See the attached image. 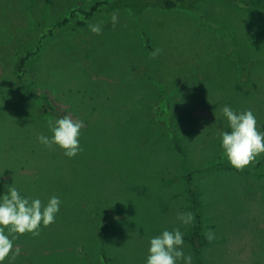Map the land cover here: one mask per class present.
Instances as JSON below:
<instances>
[{"label":"rangeland","instance_id":"rangeland-1","mask_svg":"<svg viewBox=\"0 0 264 264\" xmlns=\"http://www.w3.org/2000/svg\"><path fill=\"white\" fill-rule=\"evenodd\" d=\"M5 80L0 193L36 182L29 194L63 204L3 264H145L165 227L185 232L194 264H264V153L238 171L218 139L224 104L264 126V0H0ZM66 114L85 124L71 159L37 141ZM190 191L215 234L204 245L176 219Z\"/></svg>","mask_w":264,"mask_h":264},{"label":"clouds","instance_id":"clouds-1","mask_svg":"<svg viewBox=\"0 0 264 264\" xmlns=\"http://www.w3.org/2000/svg\"><path fill=\"white\" fill-rule=\"evenodd\" d=\"M111 22L115 25L118 17L114 14ZM89 30L101 35V24H89ZM162 49H155L152 56L161 54ZM228 130H220L218 134L221 155L228 164L238 171L252 164L264 153V126L258 123L257 116L249 109L237 110L224 104L220 108ZM83 120L73 119L71 115H63L48 121L50 135L40 134L37 141L45 148L58 147L69 159L76 157L81 151V130ZM2 177V176H0ZM5 191L0 193V264L12 252L18 236L26 233L39 236L42 227L46 228L56 222L63 204L57 195L42 201L39 197L24 195L13 181L4 184ZM180 226H190L195 220L191 211L177 213ZM205 238L212 242L215 234L211 230L205 232ZM19 252L14 253L18 255ZM145 264H194L191 253L185 251V232L181 227L169 230L163 228L159 234L148 239Z\"/></svg>","mask_w":264,"mask_h":264},{"label":"trees","instance_id":"trees-1","mask_svg":"<svg viewBox=\"0 0 264 264\" xmlns=\"http://www.w3.org/2000/svg\"><path fill=\"white\" fill-rule=\"evenodd\" d=\"M179 1H183V0H179ZM246 5V3H244V2H241L240 3V8H242L243 6H245ZM176 6H177V3H175V2H173V1H166L164 4H163V8H165V9H173V8H176ZM97 7L98 6H94L92 9H91V12H88V13H86L87 14V16H89V15H91L93 12H95L96 10H97ZM65 23L67 22V20L66 21H64ZM81 25H82V23H80ZM143 36L145 37V35L143 34ZM38 50H36V51H34L32 54H28L25 58H23L22 60H21V62H20V70L23 68V66H24V64H25V62L30 58V57H33L34 55H37L38 54ZM14 87V83L13 82H11V81H7V80H5V81H2V82H0V89H12ZM43 98L45 99V101L46 102H48L47 101V98H46V96H43ZM44 110V113H47L48 112V109L46 110V109H43ZM27 184V185H26ZM26 184L24 185V184H22V185H17L18 186V188H20L21 189V191H22V193L24 194V195H28V196H33V197H36V195L35 194H38V193H28V192H30V191H28V190H30L31 188H32V186H34L35 188L36 187H38L39 185L36 183V182H28V181H26ZM190 196H191V202H192V206H193V209H192V212L195 214V220H194V222H193V237L195 238V240H197V242H198V245H204V244H206L207 243V240H206V238H204V236H202V233H201V230H202V218H201V213H200V211H199V209H198V202H197V200H196V198H195V195H194V192L193 191H190ZM39 197V196H38ZM196 253H198V251L196 252Z\"/></svg>","mask_w":264,"mask_h":264}]
</instances>
